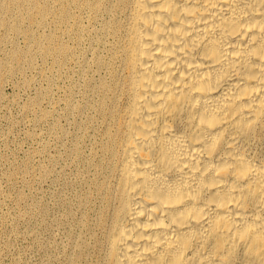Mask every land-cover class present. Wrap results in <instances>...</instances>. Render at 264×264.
<instances>
[{
    "label": "bare ground",
    "instance_id": "1",
    "mask_svg": "<svg viewBox=\"0 0 264 264\" xmlns=\"http://www.w3.org/2000/svg\"><path fill=\"white\" fill-rule=\"evenodd\" d=\"M4 1L43 58L97 41L101 264H264V0Z\"/></svg>",
    "mask_w": 264,
    "mask_h": 264
},
{
    "label": "rangeland",
    "instance_id": "2",
    "mask_svg": "<svg viewBox=\"0 0 264 264\" xmlns=\"http://www.w3.org/2000/svg\"><path fill=\"white\" fill-rule=\"evenodd\" d=\"M3 4L8 10L0 12V264H101L96 249L101 204L94 189L100 175L93 165L101 158L100 116L94 108L98 98L84 83L92 79L94 84L96 78L82 61L91 59L97 41L75 46L73 35L62 30L59 39L75 48L74 57L69 55L64 63L43 58L25 34H48L49 27L39 30L22 21L8 29L5 24L15 20L19 9L11 2ZM30 54L34 57L23 58L19 65L11 59ZM6 67L14 69L9 72Z\"/></svg>",
    "mask_w": 264,
    "mask_h": 264
}]
</instances>
